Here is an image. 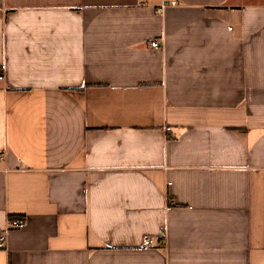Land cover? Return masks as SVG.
I'll return each mask as SVG.
<instances>
[{"label":"crops","instance_id":"1","mask_svg":"<svg viewBox=\"0 0 264 264\" xmlns=\"http://www.w3.org/2000/svg\"><path fill=\"white\" fill-rule=\"evenodd\" d=\"M162 1L0 0V264H264V0Z\"/></svg>","mask_w":264,"mask_h":264},{"label":"built area","instance_id":"2","mask_svg":"<svg viewBox=\"0 0 264 264\" xmlns=\"http://www.w3.org/2000/svg\"><path fill=\"white\" fill-rule=\"evenodd\" d=\"M178 3L176 0H163L161 4L156 6V12L159 15H163L167 9H169L171 6H176ZM151 47L153 49H160V45L156 42V41H151ZM3 78V75L0 74V79ZM171 130L170 127L166 128V131L169 132ZM25 221L26 218L24 216H18V217H14V218H10L9 223H8V229H19V228H23L25 226ZM162 237L163 234H161ZM6 241V236L4 232H0V246H4ZM161 245H163V243H159V244H153L151 242L150 239H145V241L143 242V247L144 248H151V247H160Z\"/></svg>","mask_w":264,"mask_h":264}]
</instances>
